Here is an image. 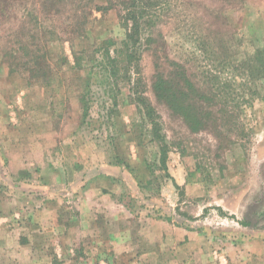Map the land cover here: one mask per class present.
Instances as JSON below:
<instances>
[{"label":"rangeland","instance_id":"1","mask_svg":"<svg viewBox=\"0 0 264 264\" xmlns=\"http://www.w3.org/2000/svg\"><path fill=\"white\" fill-rule=\"evenodd\" d=\"M157 1L149 8L157 27L143 39L133 77L143 76L156 109L166 165L124 64L107 83L93 77L100 44L113 39L121 47L125 39L119 9H95L106 0H0V215L18 221L27 205L41 213L49 203L73 220L78 212L67 191L89 184V207V196L117 190L120 201L143 212L142 221L152 214L220 237L219 230L251 220L253 228H234L257 238L255 264H264V78L249 84L241 76L242 63L264 48V0ZM174 70L200 94L220 96L213 108L234 115L233 143L195 133L167 100L158 102L154 75ZM110 167L120 170L117 178Z\"/></svg>","mask_w":264,"mask_h":264},{"label":"crops","instance_id":"2","mask_svg":"<svg viewBox=\"0 0 264 264\" xmlns=\"http://www.w3.org/2000/svg\"><path fill=\"white\" fill-rule=\"evenodd\" d=\"M119 174L117 167H110L111 178ZM92 188L85 184L78 192L67 191L78 212L73 220H64L49 203L41 213L36 205H27V214L18 221L0 215V264H255L259 255L257 238L241 234L239 230L250 227L240 221L219 230L220 237L152 214L142 221L143 212L120 201L117 190L89 196V207L86 196L94 193ZM102 228L110 238L107 250L101 244ZM52 251L54 255L48 253Z\"/></svg>","mask_w":264,"mask_h":264},{"label":"trees","instance_id":"3","mask_svg":"<svg viewBox=\"0 0 264 264\" xmlns=\"http://www.w3.org/2000/svg\"><path fill=\"white\" fill-rule=\"evenodd\" d=\"M106 1L107 6L95 5L93 0H91V3L95 5L96 10L102 12L119 9L120 22L126 35L121 42V47H118L117 42L113 39L105 40L100 44L98 48L100 51L93 61L99 63L101 69L93 72V77L96 80L97 78L100 79L97 82L98 85L107 83L108 80L120 75L121 64H124L125 77L129 86H131L130 92L136 98L137 103L146 110L148 118L152 120L153 128L150 135H152L153 141L158 142L161 162L166 165L169 150L166 139L162 135V127L155 119L157 117L156 109L145 98L143 76L133 77L135 72L139 74L140 71V62L145 46L143 39L150 41L147 34L150 35V32L157 27V22L152 18L149 8L159 5L160 2L153 0L155 3L149 4V0ZM98 55L101 59L97 58ZM242 64L243 74L241 76L245 79L244 82L255 84L263 80L261 77L264 78V48L257 50L253 56H250ZM173 66L172 69L178 68L177 63ZM174 71L169 74L158 71L154 75L152 91L158 102L167 100V103L173 109V113L181 117L185 125L194 130L195 133L207 131L212 133L220 142L233 143L231 135L237 128L232 121L234 115L223 110L220 113L213 108L215 102L220 101V96L217 94H200V89L190 82L187 76L179 71ZM184 82H188L187 88H184ZM257 92L258 90L255 88L254 94H257ZM200 99H204V103H200ZM85 101L87 100H84V103H87ZM217 104L220 106L219 102ZM84 109L88 114L89 107L87 104ZM120 165L123 166L124 163H120ZM250 221H241L240 224L245 227H255Z\"/></svg>","mask_w":264,"mask_h":264}]
</instances>
